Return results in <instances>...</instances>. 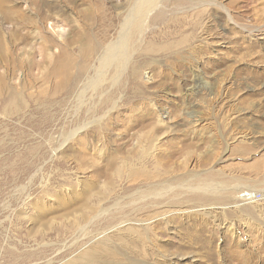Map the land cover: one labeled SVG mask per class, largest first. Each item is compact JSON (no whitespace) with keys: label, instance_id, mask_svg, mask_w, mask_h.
Here are the masks:
<instances>
[{"label":"rangeland","instance_id":"374dc122","mask_svg":"<svg viewBox=\"0 0 264 264\" xmlns=\"http://www.w3.org/2000/svg\"><path fill=\"white\" fill-rule=\"evenodd\" d=\"M136 1H7L28 19L0 22V264L93 247L120 251L99 264H264V0H160L104 65ZM131 226L145 245L121 243Z\"/></svg>","mask_w":264,"mask_h":264},{"label":"bare ground","instance_id":"6f19581e","mask_svg":"<svg viewBox=\"0 0 264 264\" xmlns=\"http://www.w3.org/2000/svg\"><path fill=\"white\" fill-rule=\"evenodd\" d=\"M7 1L8 0H0V22L2 20H8V21L11 20L12 21V19H16L17 20V23H20V25L24 24L27 21V19H28L27 14L24 11H22V10H20L18 8H15V6H9L7 4ZM158 2H160V0H137L136 1V3L133 5V7L130 8L129 12H127L128 13V14H126L127 16H125V19H124V21L122 23V27H121L119 36L117 37V39L115 41L111 42L107 46V48H105L104 54H101L102 60H104V65L110 66L109 65V62H112V63L115 62V65L116 66H118L117 64H119V63L120 64L122 63V65H124L123 62H126L129 59V56L127 55V50H128L127 49V42L129 40V37L131 38V36H130L131 33L132 32H134V33L138 32V30L141 29L140 27L142 25H144L145 23H147L146 21H147V18L149 17V14H151L153 12V11H151L152 8L155 5H158ZM15 13H17V15H15ZM158 13H159V16L162 15V12L161 11H159ZM41 17H43V16H41ZM154 18H158V16L155 15ZM13 27L14 28L10 32L14 35L15 38H17V37H19V39H26L27 38V36H24L23 34L21 35L19 33L20 31L18 29L20 27L18 25L17 26H13ZM24 27H25V25H24ZM57 31L59 32V36L60 35L62 36V34H64L66 32V29L64 27H62V28L57 29ZM2 34H3V31L1 30V25H0V51H4L5 50V49L3 50V42L4 41L2 40L3 39ZM13 41H15V40H13ZM42 48H44V47H42ZM40 51L42 52L43 49L40 50ZM45 55L46 56H49V53H45ZM64 55H66V54L65 53L63 54V52H62V54L60 53V56L58 57V59L56 60V63H55V65H58L59 66V68L57 67V70L58 71L56 70V73L60 77H62V80L59 83L58 87L59 86H63L68 81V78H69V76H68V73L69 72H67V69L65 67V64L62 63L64 61V59H65V58H63ZM44 60L46 61V59H44ZM22 61H26V60L23 58ZM121 66H119V68H121ZM105 68H107V67H105ZM104 71H105V69H104ZM151 133L154 134L155 137H153V136L151 137V139L154 138L153 141L151 143H149V146H147L145 148V151H146V153H148V155L151 153L148 150V147H150V145H152L153 146V149H154V148H156V145H157V143H155V141L157 140V136H156L155 133H153V132H151ZM151 133H149V134H151ZM149 134H147V135H149ZM110 168H111L112 171H114V173H116L117 171H119L121 169V166L118 167L117 164H116V162L113 161V162L110 163ZM121 173H123V171ZM121 173H116V174H117V176L122 177V174ZM128 173H129L128 174L129 180H135L140 175L141 176H144V177H147L148 179H151V176L145 175V174L144 175L139 174L137 172V169H134V168H132L131 170H129ZM111 177H112V174H111ZM111 177H108V179L111 178ZM105 186H107V185H105ZM192 188L195 190V189H198L199 187L196 186V187H192ZM92 189H93V187L86 188V190L82 194V197L80 196V199L78 198L79 201L85 202L82 205L85 204L86 206H88V208L86 209V211L87 210L88 211L86 213L84 212L82 214V216H81V218L86 219L88 221L89 220L90 221L94 220L95 218H97L101 214V213L99 214L98 210L97 211L95 210L96 207L94 205H92V206L91 205L90 206L88 205V201H89V199L93 195V190ZM203 189L204 190L208 189V190H210L212 192H215L217 194L219 193L218 186H217V184L214 183V181H213V183H212V181L210 183L209 182L208 183H205V186L203 187ZM222 191H226V186L225 187H222L221 192ZM139 192H141V191H139ZM160 193L161 192H156L155 194L156 195H158V194L160 195ZM76 197H78V195ZM146 197H150V196L148 194H146L144 196V198H146ZM241 197L243 199L246 198L245 200H252V199L256 200L255 198L257 196H256V194L254 192L245 191V192H243V195H241ZM97 212H98L99 215H97ZM92 213H93V215L89 217V215H91ZM145 227H150V226H144L142 229H139L140 227H133V226L126 228L124 230V232L122 233L121 236H123L124 234H126V235H130V237L128 239L126 238V240H124V238H123L122 240H124V241L121 240V243L122 244H128L129 241H135L137 243H141V244L145 245V241H147V239H149V237H150L149 232H151V229L150 228L147 229ZM118 240H120V238ZM118 245H120V244H118ZM96 249L97 248H95V247L90 248L89 250L83 252L78 257V259H75V260L69 262L68 264H99L100 263L99 261H103V260L104 261L105 260H111V261L112 260H118V253H120L119 249L102 248V251L99 252V253L96 252ZM127 249H128V251L130 249L132 251L134 250V248L132 247V245L131 246H128Z\"/></svg>","mask_w":264,"mask_h":264}]
</instances>
